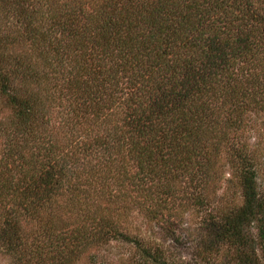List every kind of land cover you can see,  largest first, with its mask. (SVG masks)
<instances>
[{
  "label": "trees",
  "instance_id": "1",
  "mask_svg": "<svg viewBox=\"0 0 264 264\" xmlns=\"http://www.w3.org/2000/svg\"><path fill=\"white\" fill-rule=\"evenodd\" d=\"M0 97L8 264H79L113 241L125 264H171L133 214L189 209L202 252L264 264L246 134L264 111V0H0Z\"/></svg>",
  "mask_w": 264,
  "mask_h": 264
},
{
  "label": "rangeland",
  "instance_id": "2",
  "mask_svg": "<svg viewBox=\"0 0 264 264\" xmlns=\"http://www.w3.org/2000/svg\"><path fill=\"white\" fill-rule=\"evenodd\" d=\"M9 109L0 97V114L7 115ZM57 118V113H54ZM246 134L250 137L252 144L259 149L261 155L259 177L264 185V111L253 112L248 118ZM230 172L227 169L218 189V195L222 193L228 185L226 179ZM240 193V190L237 191ZM240 198V196H239ZM135 226L141 227L146 240L152 239L155 243L163 242L166 249V259L171 264H226L227 257L221 252L213 250L209 253L201 251L198 240L202 234V214L197 209H189L182 215L174 218L173 222L165 221H145L143 216L133 214ZM86 254L79 264H125L132 251L129 246L118 241L94 249ZM0 264H8L5 254H0Z\"/></svg>",
  "mask_w": 264,
  "mask_h": 264
}]
</instances>
